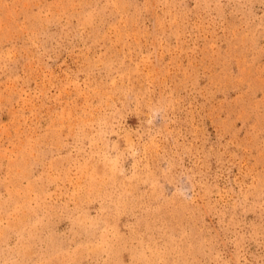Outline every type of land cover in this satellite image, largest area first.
Masks as SVG:
<instances>
[{"label":"rangeland","instance_id":"1","mask_svg":"<svg viewBox=\"0 0 264 264\" xmlns=\"http://www.w3.org/2000/svg\"><path fill=\"white\" fill-rule=\"evenodd\" d=\"M0 264H264V0H0Z\"/></svg>","mask_w":264,"mask_h":264}]
</instances>
